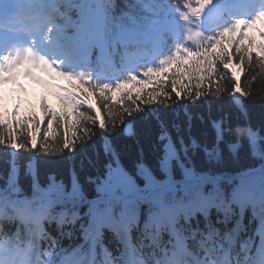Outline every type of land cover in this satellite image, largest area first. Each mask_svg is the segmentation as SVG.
<instances>
[{
  "label": "trees",
  "instance_id": "1",
  "mask_svg": "<svg viewBox=\"0 0 264 264\" xmlns=\"http://www.w3.org/2000/svg\"><path fill=\"white\" fill-rule=\"evenodd\" d=\"M37 1L45 9L39 17L60 35H66L78 9L63 0ZM104 1L110 26L117 30L121 25L149 20L160 7L179 1L184 5L187 0ZM258 26L246 25L244 44L248 40L256 45L264 43L251 33ZM226 39L221 36L212 46L217 51L204 60L198 57V64L192 65L190 58L188 65L177 62L188 70L187 76L173 69L156 74L144 85L130 84L117 96L103 87L74 89L76 79H66L64 101L54 97L47 100L44 90L30 88L27 101L18 105L21 112L10 111L9 107L0 110V193L8 195L0 203V218L11 221L4 225L9 235L19 229V249L24 256L34 261L37 254L33 229L37 224L30 217L24 228L9 204L20 209L37 196L54 198L34 207L43 214L39 258L52 251L54 264H86L93 231L89 226L90 202L103 195L109 168L122 166L139 185L171 182L169 186L174 187L166 193L165 202L190 253L207 264L208 256L218 257L219 264L225 260L229 264H261L256 252L259 254L264 246H259L256 230L264 225V175L258 178L256 206L252 209L247 205L243 215L239 200L242 186L236 178L252 170H264V72L255 63L249 65L250 70L246 64L240 81L244 94L239 93L238 99L233 73L225 67L231 43ZM232 51L235 53L236 48ZM60 58L67 68L80 64L70 56L67 46ZM92 104L98 109L99 121ZM34 110L43 113L44 122ZM68 117L75 120L74 141L65 140L62 124ZM29 118L41 129L36 147L28 135ZM13 121L16 127L10 131ZM52 121L56 135L49 137L46 134ZM14 137L21 147L11 146ZM68 143L75 151L66 148ZM54 184L60 186V193L49 191ZM74 184L73 201L66 194L72 192ZM243 185L246 191L248 183ZM14 188L18 191L12 192ZM129 214V243L123 236L120 207L106 215L96 251L97 264H134L141 250L145 254L156 252L165 264H193L178 250L176 238L155 209L139 205L131 207ZM2 240L10 243L7 237ZM217 242L224 250L218 251Z\"/></svg>",
  "mask_w": 264,
  "mask_h": 264
},
{
  "label": "snow or ice",
  "instance_id": "2",
  "mask_svg": "<svg viewBox=\"0 0 264 264\" xmlns=\"http://www.w3.org/2000/svg\"><path fill=\"white\" fill-rule=\"evenodd\" d=\"M243 6L244 5L242 3V0H236L235 7L242 8ZM202 8L203 0H197V5L195 7H192L191 11L193 14L198 15L202 11ZM245 27V22L240 21L236 25H234L233 28L225 30V32L222 34L223 37L227 38L226 43L228 41L231 42L228 43L227 46L228 60L225 62V67L231 70L232 73H234L233 80L236 81L234 91L240 94H244L240 81L241 74L243 73L245 75L246 64L247 69H249V65H253V63H255V65H258L259 69L264 72V43L256 45L253 40H248L247 44H244L245 40L243 37V31ZM135 37V30L130 29L127 32V38L129 40H132L135 39ZM260 38L262 41H264V31H261ZM233 48H236L235 53L232 51ZM213 51L215 52L217 51V49L213 48ZM192 55L194 54H190V56ZM237 57H239V60L237 59ZM189 63L190 60L186 59L183 61L184 65H188ZM173 69H175L176 72L181 73L184 76H187L189 74L188 70L185 67L177 66L175 62H172L169 66L163 68L161 70V73H157V75L171 72ZM120 87L130 88L131 85L128 83H123L120 85ZM118 94V91L114 92L113 96H117ZM93 106L95 105L93 104ZM36 107H39V101ZM34 114L38 116V119L41 122L45 121L46 118L43 116L42 112H37L36 110H34ZM3 123L7 125L8 121L5 119ZM27 124L29 129L28 135L30 136L31 144L33 147H36L38 146V140L41 129L38 124L33 123L31 118L28 119ZM74 124L75 120L71 117H68L63 121L62 125L64 133L66 134V141L69 139L74 141L76 138L77 133L75 127H73ZM15 127L16 121H13L9 126V130L11 131ZM48 129L49 130L46 135L49 137H54L56 135L55 121H52L48 124ZM11 146L13 148L21 147V145L16 142L15 137L13 138ZM66 148H72V150L75 151L74 145L72 143H68L66 145ZM170 183L171 182L162 186H157L152 182H146L143 185H139L135 183L133 179L127 176V174L123 171L122 166L110 167L104 179V187L102 190L103 195L97 201L90 202L92 205L90 211L92 212L94 218H106V215L110 214L111 210L115 207H122L124 209H128L131 207H137L140 204L146 202L149 204L154 203L156 202L158 195L168 189ZM16 191H18V189H12V192ZM49 191L60 193L61 188L59 185L54 184L49 189ZM66 195L70 200H75L76 184L73 185L72 192L67 193ZM0 199L7 200L8 195L0 193ZM73 206L75 207V204ZM0 215H3L2 211H0ZM121 215L123 217V213H121ZM73 217H76L75 212L73 213ZM2 248H5V242L0 241V249ZM14 255L15 252L9 248L8 257L11 258ZM258 255L260 257L261 264H264V250H261ZM69 264H71V261L69 262ZM76 264H79V261H76Z\"/></svg>",
  "mask_w": 264,
  "mask_h": 264
},
{
  "label": "clouds",
  "instance_id": "3",
  "mask_svg": "<svg viewBox=\"0 0 264 264\" xmlns=\"http://www.w3.org/2000/svg\"><path fill=\"white\" fill-rule=\"evenodd\" d=\"M5 223H11V221H4L0 218V233H3V236H0V240L7 237L10 243L7 248L0 249V264H30V262L23 260L19 255H14L11 258L8 257L9 248L15 253L17 252V249L20 248V231L18 229L9 235V232L5 230ZM34 264H45V262L36 260L34 261ZM134 264H165V262L161 256L157 255L156 252H149L145 254L141 250L139 259L136 260Z\"/></svg>",
  "mask_w": 264,
  "mask_h": 264
},
{
  "label": "rangeland",
  "instance_id": "4",
  "mask_svg": "<svg viewBox=\"0 0 264 264\" xmlns=\"http://www.w3.org/2000/svg\"><path fill=\"white\" fill-rule=\"evenodd\" d=\"M261 31H264L263 29L259 30L260 35H261ZM51 37L49 38L50 41L52 42L51 47L52 49H56L58 48L61 44H65V38L62 36L57 35V33L50 32ZM2 92L4 91V93H6V95H8V100L12 101L13 104L16 103V97H15V93L18 91L17 88H12L10 85H8L5 88H1ZM1 98V96H0Z\"/></svg>",
  "mask_w": 264,
  "mask_h": 264
}]
</instances>
